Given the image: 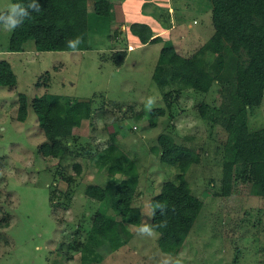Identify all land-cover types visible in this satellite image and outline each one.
Masks as SVG:
<instances>
[{
    "label": "rangeland",
    "instance_id": "1",
    "mask_svg": "<svg viewBox=\"0 0 264 264\" xmlns=\"http://www.w3.org/2000/svg\"><path fill=\"white\" fill-rule=\"evenodd\" d=\"M182 2L188 6L185 20L193 27L182 28L194 32L186 34L187 42L179 50L187 55L210 37L213 26L207 0L168 3L173 7ZM163 3L114 0V17L119 20L125 14L128 32L143 42L144 34L164 27L158 15L166 8ZM10 4L11 0H0V11ZM92 11V2L87 0L90 49L37 51L29 39L22 50L7 51L10 31L0 28V58L9 61L16 76L13 88L0 85V264H82L76 245L85 240L95 211L104 206L87 196L85 189L89 184L103 185L106 179V170L99 169L89 156L110 140L138 169L139 194L133 202L139 207L140 222L127 225L124 231L115 226L123 244L112 250L106 243L100 245V259L86 264H165L175 260L180 264H264V197L252 194L246 184H237L229 195L216 194L226 132L217 124L210 127L198 112L202 101L225 107L232 90L231 73L225 70L207 92L192 88L177 92L178 83L161 89L152 80V71L160 45L174 44L168 33L145 42L126 56L124 64L115 65L104 57L106 46L118 40L125 47L127 39L124 33V39H111L115 20L105 27L109 23L106 16L101 19L103 30L95 31L97 17ZM46 71L50 80L43 77V82L49 81V85L37 86ZM166 91L171 93L170 106L162 97ZM20 92L27 96L23 121L16 117ZM44 92L82 103L88 114L67 138L62 158L43 156L38 150L45 136L30 100ZM151 95H158L159 106L165 108L154 126L149 124L150 111L145 108ZM248 124L251 129L264 125V97L248 111ZM160 133L171 135L200 155V162L191 164L185 176L203 204L176 254L160 250L158 234L156 238L136 234L139 226L150 223L151 197L163 181L175 180L178 172L162 162L154 149ZM73 162L81 164L78 172ZM209 180L214 185L209 186ZM106 213L113 214L112 209L107 207Z\"/></svg>",
    "mask_w": 264,
    "mask_h": 264
},
{
    "label": "trees",
    "instance_id": "2",
    "mask_svg": "<svg viewBox=\"0 0 264 264\" xmlns=\"http://www.w3.org/2000/svg\"><path fill=\"white\" fill-rule=\"evenodd\" d=\"M207 1L213 26L210 37L189 55L178 53L173 43H163L153 67L152 80L161 89L167 84L178 83L174 88L177 92L183 88L207 92L225 70L231 73L232 90L225 107L218 108L204 101L198 106L199 116L210 127L217 124L226 132L220 176L215 182L216 194L226 196L234 192L237 184H246L252 194L264 197V125L251 129L248 124V111L259 106L264 97V0ZM28 2L11 0V3ZM91 2L93 17L99 18H96L97 28L94 29L98 31L102 29L101 19L112 14V2ZM38 3L41 10L31 13L20 28L10 31L8 51L22 50L29 39L33 40L37 51L72 50L68 41L78 36L83 39L78 49L92 48L88 42L87 0H38ZM124 57L125 50H116L112 52L111 60L120 65ZM43 77L50 80V73L46 71L39 77L37 86L49 85V81L43 82ZM15 83L16 76L9 61L0 59V85L11 89ZM162 97L170 106V91L163 92ZM16 104V117L23 121L27 115V96L18 93ZM30 106L45 136L38 145L39 152L43 156L62 158L73 128L88 116L84 106L74 104L71 98L47 92L33 96ZM164 112L162 106L150 111L149 124L154 126L156 118ZM156 143L154 149L160 160L175 166L178 172L175 180L163 181L159 191L151 197V213L157 204L165 206L166 210L162 214L160 209H155L150 224L157 226L160 250L176 254L203 204L192 192L185 176L191 164L200 162V155L167 133H160ZM89 158L95 159L99 169L106 170V179L103 185L89 184L85 189L87 196L104 206L95 211L85 240L76 245L81 250L82 264L100 259L97 251L100 245L106 243L112 250L123 244V239L115 233V226L124 231L129 224H139L141 215L133 202L139 194L135 161L111 140ZM72 166L77 172L81 168L79 162H73ZM208 185H214L213 180H209ZM107 207L113 214L106 213ZM162 223L166 226L158 227Z\"/></svg>",
    "mask_w": 264,
    "mask_h": 264
},
{
    "label": "crops",
    "instance_id": "3",
    "mask_svg": "<svg viewBox=\"0 0 264 264\" xmlns=\"http://www.w3.org/2000/svg\"><path fill=\"white\" fill-rule=\"evenodd\" d=\"M110 1L112 2L111 8H110L112 14L109 17V20H108L109 23L107 24V26L110 24V21L115 20V24H113L112 25L113 27L111 28L112 29L111 39L112 38L117 39L120 37L122 39H124V37H126V39H127V41L125 42L127 45L125 47L121 46V44H117L116 42L118 40H116L115 43L114 42L108 43V45L106 46L107 50L105 51L106 54L104 55V57H105V59L110 60L112 63H113V61L111 60L112 52H114L116 50H125V57H124V61H125L126 56L133 53V51L136 48H142L143 47L142 45L145 42L150 43L152 41H155L159 37V35L163 34V33H168V36L172 38V41H174L173 45H174L176 51L178 53L182 54V52L179 50H182V48H183L182 44L185 45L187 42L186 34L194 33V32L184 31V29L182 28V25H186L189 28H193L190 21H187V19L185 20V13L184 12L188 11L187 4L186 3L183 4V2H182L181 6L174 5L172 7L171 4L168 3L169 0H164L163 5H165L166 8L161 10V12H158V15H160L159 17L162 21L161 24H163L164 27H162L160 31L159 30L153 31V33L150 32L148 35L144 34L146 39H145V41L141 42L138 39V36L135 37L130 32H128L129 29H127V25H126L127 20H126L125 14H124V16H122V14H121V16H119L120 17L119 20L115 19V17H114L115 16V14H114L115 10L113 8L114 0H110ZM120 3H122V1ZM97 19H99V18H97ZM194 20L195 19H193V21ZM126 32L130 33L131 35H127ZM123 33H124V37H123ZM128 36H131L134 39H132ZM122 39H121V41H123ZM162 45H160V48ZM23 48H24V45H23ZM160 48H159V51H160ZM159 51H158V54H159ZM182 55H185V54H182ZM187 55H189V54H187ZM156 57H158V55ZM0 59H3V58H0ZM156 60H157V58H156ZM156 60H155V62H156ZM124 61L122 62V64H124ZM122 64H120V65H122Z\"/></svg>",
    "mask_w": 264,
    "mask_h": 264
},
{
    "label": "clouds",
    "instance_id": "4",
    "mask_svg": "<svg viewBox=\"0 0 264 264\" xmlns=\"http://www.w3.org/2000/svg\"><path fill=\"white\" fill-rule=\"evenodd\" d=\"M41 6L38 0H29L27 4L24 3H11L5 11L0 12V28L6 31H15L20 28L27 19L30 18L31 13L39 12ZM83 42L82 37H76L68 41V47L73 51L77 50L79 45ZM159 107L158 95H151L145 101V108L152 111L154 108ZM160 209L163 214L166 210L165 206L157 204L153 208V212L148 216L150 219L154 215V210ZM166 224L162 223L158 227H165ZM155 227L150 223H144L136 230V234L141 237L156 238L157 233ZM165 264H180L179 260L166 261Z\"/></svg>",
    "mask_w": 264,
    "mask_h": 264
},
{
    "label": "water",
    "instance_id": "5",
    "mask_svg": "<svg viewBox=\"0 0 264 264\" xmlns=\"http://www.w3.org/2000/svg\"><path fill=\"white\" fill-rule=\"evenodd\" d=\"M0 150H1V148H0Z\"/></svg>",
    "mask_w": 264,
    "mask_h": 264
}]
</instances>
